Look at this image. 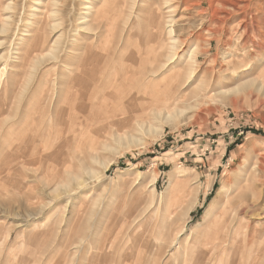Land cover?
Returning a JSON list of instances; mask_svg holds the SVG:
<instances>
[{
  "label": "rangeland",
  "instance_id": "374dc122",
  "mask_svg": "<svg viewBox=\"0 0 264 264\" xmlns=\"http://www.w3.org/2000/svg\"><path fill=\"white\" fill-rule=\"evenodd\" d=\"M153 1L113 0L115 20L106 26L101 44L108 57L113 55L108 67L112 64L116 71L130 66L138 47L158 50L148 67L154 70L166 59L163 75L149 78L161 85L163 96L171 87H164L166 70L176 58V85L169 95L177 102L165 113L161 110L160 118L150 109L139 112L144 129L135 121L125 128L106 123L101 131L86 129L83 138L58 148L56 118L58 123L66 118L60 110H65L68 88L56 80L68 75L69 64L79 67L81 46L93 41L90 30L80 28L91 0H64L55 6L59 11L49 21L59 26L53 29L46 23L43 32V42H49L45 48L56 50L47 63L31 61L36 53L26 61L25 50L32 43L26 33L42 24L34 9L51 12L48 0H0V16L8 24L4 31L0 17V264H151L165 254L173 236L183 233L181 241L192 236L226 180L245 164L264 165V53L255 52L257 41L264 42V0ZM246 4L253 28L244 35L243 10L235 5ZM249 35L253 39L245 48ZM231 53L239 56L234 57L240 67L237 75L231 70L215 76L207 72L215 59L218 68ZM191 59L197 61L194 66ZM244 64L250 67L246 72ZM152 84L148 94L158 89ZM210 88L214 90L208 94ZM61 149L65 162L59 165L49 156ZM258 209L259 216L247 218L254 228L264 223V192ZM259 228L253 239L240 243V257L221 264H264V229ZM198 244L199 250L205 247ZM181 250L178 244L170 253ZM166 258V264L177 261ZM183 263L193 262L184 258Z\"/></svg>",
  "mask_w": 264,
  "mask_h": 264
},
{
  "label": "bare ground",
  "instance_id": "6f19581e",
  "mask_svg": "<svg viewBox=\"0 0 264 264\" xmlns=\"http://www.w3.org/2000/svg\"><path fill=\"white\" fill-rule=\"evenodd\" d=\"M63 1L64 0H48V3L46 2L47 3L46 6L47 7L50 6L51 12H49L47 10V8H46V10H43V9L37 10L36 8L34 9V10L38 11L37 12L38 13L37 18L40 20L39 23H42V24L41 25L38 24L37 27H36V25H34V26L32 25L34 28L36 27V29L32 28V29H30V31H32V32L29 31L28 33H26V35L29 34L28 36L32 38V43L28 42L29 43V45L27 43L28 49L25 50L26 52L24 51L26 53V56H25L26 61H27V59H29L28 56L30 57L31 55L36 53V55L37 54L38 55L37 56L34 55L35 57L30 58L31 61H33V59L35 58L33 62H37V61H40V62L43 61L44 62L45 61L47 63L49 61L48 59H50V58H48V56L55 53L56 50L54 48L51 47L48 49V47L50 46L49 44H48L49 46L47 48H45L44 43L47 44L49 42H47L48 40H45V42H43V32L45 30L44 28H45L46 23H50V26L53 27V29H56L59 26L58 25L59 22L58 23L50 22L49 17L51 18V16L53 14H56L59 11L58 7H57V10H55L56 9L55 6L59 5L61 2L63 4ZM144 1H147V0H143V3L142 2H140V3L144 4L145 3ZM154 1L153 2L155 4L158 0H154ZM40 3H42V2H40ZM44 3L41 4L42 5L41 7H43L45 5ZM149 3H151V2H149ZM127 4H129V3L127 2ZM154 4L149 5L151 7L150 11H151L152 15L156 14V12H155L156 10L154 9L155 8ZM39 6H40V4H39ZM124 6H125V4H124ZM235 6L238 7V10H240V9L243 10L244 16L242 15L243 16L242 20L245 23L243 31H244V35L248 34L249 30L250 29L252 30V28H253L252 25H250V23L251 24H253V23L248 20V6L249 5L246 4V5H235ZM30 10H33V9H30ZM84 10H85V12H83V13H85L86 15L81 17V18H83L82 22H83L84 26L80 27V28H83L84 30L89 29L91 32V35L93 34V36H92L93 41L92 42H86V43H84V45L81 46L80 50L82 51V53L80 50H79L80 52H78L79 56H81V61H80L81 63L79 64V67H73L75 65L74 63H73L74 64L73 66H71L69 64L68 68H67L68 69V75L65 74V75H63L62 78H58L56 80V81H58L57 84H59V86L65 85L66 88H68L67 89V96H66V104L64 105L65 110H64V108L62 110H60L61 116H66V118L61 123H58L59 120L56 118V123L58 124V127H60L56 131V135H55L56 140L58 141V148H61L64 144H68L69 142H74L75 140L83 138V135H84L83 132H85L84 130H86V129L92 130V128H94L96 130L101 131V129L106 126V123H108V124L111 123V124H114L115 126L116 125H122V127L125 128V127L129 126L133 121H135L141 129H144V123L145 122L142 119H139V117H140L139 112H146L150 109V111L152 110L155 112V116L157 118H160L161 110H163L162 112L165 113V111H164L165 108H169V107L175 105V103L177 102V98H174L173 95H169V93L171 92L170 88H173L175 79L177 78V77H173V75H172L173 69L176 68L177 65L179 64L178 61L175 60L176 58L173 59L171 66L169 68L167 67L168 69L166 70L169 73V78L166 82V85H164V87H166V88H167V86H171V87L169 89L163 90V92H168V90H170V92L165 93L164 96L161 95V87H160L161 85H159V84L156 85V83L154 81L153 82L150 81V78H149L150 74L152 76H158L160 74L163 75V73H161V70L163 68V65L166 63V59L161 61L162 62V63L160 62L161 65L154 70L150 69V67H148L150 60H151V57L158 52L157 48H156L157 51H154L151 47H148L149 49H146L143 51V49L141 50V48L138 47V46H140V44H139L137 46L139 48L137 50V53L136 52L133 53L131 56V59H129V61H128L129 63L127 65L128 66L130 65V66L125 67L126 65L123 62L124 66H121V67H124V68L121 69L120 71L119 70L116 71V70H114L115 68H113V70L115 71V72H113L112 64L108 67L109 62L114 61V60H112L113 55L111 57H108L109 55H107L104 52V47L102 46L101 43L103 42L102 41V39H103L102 35L104 37V34L107 31V28L110 25L112 26V24L115 20V14H116L117 10H115L114 2H113V0H91V2H89L88 5H86ZM230 12H232V11H230ZM5 13H9V12H5ZM5 13H3L2 15L5 16ZM35 15H34V17H35ZM152 15H150V16L152 17ZM228 15H230V14H228ZM56 16L53 15V17H56ZM0 17L2 18L1 26L4 27V31H5L8 28V24L4 23L5 22L4 20H7V19H5L2 16H0ZM249 18H251V16H249ZM20 20H22V19H20ZM20 23H21V21H20ZM97 24H99V25H97ZM75 26H77V25H75ZM106 26H108V27H106ZM219 26H221V25H219ZM48 27H49V25H48ZM2 29H0V31ZM169 30L170 31H168V33L172 31V28ZM78 31L79 30H77L76 32L74 31V32L77 33ZM236 31H237V29H236ZM253 31H254V29H253ZM49 33H51V32H49ZM216 33H218V32H216ZM30 34H31V36H30ZM55 34H56V31H55ZM61 35H62V33H61ZM223 35H225V34H223ZM233 37H234V35H233ZM251 38L253 39V37H251ZM251 38H250V35L245 38V41H244L245 48H246V46H248L249 42L251 41ZM210 40H212V39H210ZM56 41L54 43H56ZM174 41H175V39H174ZM94 43H96V44H94ZM27 45L23 44V46H25V47ZM132 45L134 46V43ZM141 45H144V44H141ZM23 46H22V48H23ZM55 46L56 45L54 44V47ZM256 46H257V49L255 48V52H257V55L262 54V52L264 53V42L263 41H261V42L257 41ZM141 47H143V46H141ZM70 52H71V50H70ZM78 53H76V54H78ZM249 53H250V51H249ZM19 54H20V52H19ZM225 54H227V53H225ZM22 55H24V53L21 54L20 56H22ZM193 55H191L192 59L195 56V55L194 56ZM165 57H168V56H165ZM234 57H235V55L234 54L232 55V53L230 54V57L224 56V62L222 61V63L219 64L218 68H217V60L215 59L213 67L210 70L208 69L207 72L211 73L212 76H215V74L217 72H219V74H220L224 71L231 70L232 76L237 75L236 73H238V70L240 67H238V62L236 61L235 58L236 57L239 58V56L236 55V57L235 58ZM244 57H242V58H244ZM168 59L172 60V58H170V57ZM62 60H64V59H62ZM193 60H192V64L194 63L193 64V66H194L196 64L195 62H197V61L193 62ZM195 60H197V59H195ZM21 61H22V59H21ZM59 61H61V59ZM261 61H263V59H261ZM16 62H18V61H15V63ZM112 63H114V62H112ZM18 64H21V67H22L23 63L20 62ZM13 65L14 64H12L11 66H13ZM133 65H138V67L137 68L133 67ZM245 65H246V67H244V71L246 72V71H248V69H250V67L248 64H244L243 66H245ZM113 66H114V64H113ZM193 66L191 67V69L193 68ZM28 68H26L25 70L27 71ZM116 69H117V66H116ZM11 70H13V69H11ZM15 70H16V68H15ZM20 71H23V70H20ZM192 72L193 71H191L190 73H192ZM0 74H2V73L0 72ZM37 74H39V73H37ZM31 76H32V74H31ZM46 77H48V76L46 75ZM38 78H39V76H38ZM2 79H4V77ZM36 79H37V77H36ZM39 79L41 80V77ZM4 81H2V82H4ZM11 81H14V80L12 79ZM45 81L47 82L48 80L46 79ZM56 81H53V82H56ZM15 82H11V83H15ZM39 83H40V81H39ZM152 83H154V85L158 86V89L156 88V90H154L155 92L150 91L151 93L148 94L147 89L150 85H153ZM55 84L56 83H54V85ZM162 84H163V81H162ZM153 87H155V86H153ZM213 90H214L213 88H210L208 91V94H210ZM56 92H58V91H56ZM57 94H58L57 96L59 99L61 97V92L60 93L58 92ZM61 98H63V96ZM61 98H60V100H61ZM60 100H59V102H62ZM116 101H117V103H120L119 106H118V104L116 105ZM156 101L160 102V103H158L159 105L154 104V103H156ZM154 105H156V106H154ZM60 107H62V106H59V108ZM120 112H121V114H120ZM122 114H125V117L123 116L124 119L121 118ZM119 115H120L119 119H122V120H118L115 122L113 120V118H115L116 116H119ZM21 121H23V120H21ZM114 125H112V126H114ZM92 132L94 133L93 130H92ZM64 133H67L70 136L64 138V135H65ZM112 133H113V131H112ZM61 151H62V149L56 150L54 152L52 151V153L50 152L51 157L49 156V158L51 160L57 161L59 165L63 164L65 162L64 157H62L63 153ZM37 153L40 154L39 151ZM42 157H43V154H42ZM44 158H45V156H44ZM60 159H62L63 162L58 161ZM38 160H39V158H38ZM42 161L43 160H41V162ZM52 163H54V162H52ZM43 164H44V162H43ZM55 165H56V163H55ZM238 172H239V170H238ZM263 192H264V165L261 162H257L256 164H254V166H252V164H249L246 166V164H245L238 174L237 173L234 174L233 178L226 180L218 188L216 195L214 196L211 204L208 206V208L204 214L203 220L198 222L194 226L192 236L190 235V236H188V238H186L182 241H181V234H183V233L180 232L176 236H173V238L170 239L172 241L167 246L168 249L164 252L165 254L162 255L160 253L159 257L157 259H154V262H152L151 264H166L167 261H165V259H164V258H166V256L169 257L168 258L169 260H173L174 258H175V260L177 259L175 264H181L184 261V258L190 259V262H193L192 264H214V262L215 263L220 262L219 264H221L222 261L232 260V259L236 258L239 254L241 255L240 251L242 249H240V247H241L240 243L241 244L243 242L246 243L247 241L249 242L250 239H253V235H252L253 231L259 230L260 229L259 227H262L264 229V223L257 225V228H254L253 224L249 220H247V218H249V217L251 219H253V218L259 216V214H261L258 212V210H259L258 208L260 207V198H261ZM196 199H198V198L196 197ZM196 201H198V200H196ZM196 203L197 202H193V204L190 203L191 206L188 207L187 212H186L187 216H190V213L193 210V207H195ZM258 218H260V217H258ZM263 218L264 217H261L260 219H263ZM260 219H258V220H260ZM81 230H84V227H82ZM164 232L166 234V231H164ZM165 234H163V235L166 237ZM168 234H169V232H168ZM260 236H263V235H260ZM164 238H163V240H164ZM168 240H166V241H168ZM198 242H203L205 244V247L202 250H199ZM178 244H182L181 252L179 254L176 253L175 251H173V253H170L174 249V247ZM74 245H75V243H74ZM262 254H264V251ZM240 255H239V257H240ZM176 256H177V258H176ZM263 261H264V259H263Z\"/></svg>",
  "mask_w": 264,
  "mask_h": 264
}]
</instances>
